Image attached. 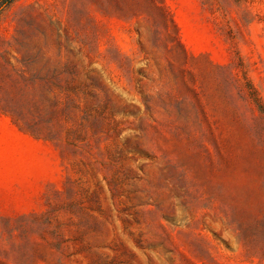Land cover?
<instances>
[{
  "label": "rangeland",
  "instance_id": "1",
  "mask_svg": "<svg viewBox=\"0 0 264 264\" xmlns=\"http://www.w3.org/2000/svg\"><path fill=\"white\" fill-rule=\"evenodd\" d=\"M0 264H264V0L5 5Z\"/></svg>",
  "mask_w": 264,
  "mask_h": 264
},
{
  "label": "trees",
  "instance_id": "2",
  "mask_svg": "<svg viewBox=\"0 0 264 264\" xmlns=\"http://www.w3.org/2000/svg\"><path fill=\"white\" fill-rule=\"evenodd\" d=\"M12 1L14 0H0V11L5 5L10 4Z\"/></svg>",
  "mask_w": 264,
  "mask_h": 264
}]
</instances>
